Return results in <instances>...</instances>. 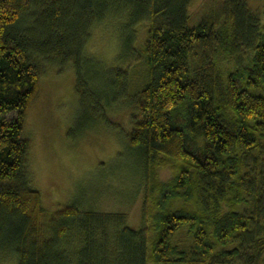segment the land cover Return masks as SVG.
<instances>
[{
	"label": "trees",
	"instance_id": "trees-1",
	"mask_svg": "<svg viewBox=\"0 0 264 264\" xmlns=\"http://www.w3.org/2000/svg\"><path fill=\"white\" fill-rule=\"evenodd\" d=\"M195 1L0 0V251L16 264H263L264 20L250 0H210L197 19ZM112 17L121 50L147 67L134 92L129 67L103 72L107 91L83 74L93 30ZM54 58L77 66L80 124L88 112L109 119L112 90L131 95L127 134L147 171L141 226L76 205L49 215L29 185L25 127Z\"/></svg>",
	"mask_w": 264,
	"mask_h": 264
},
{
	"label": "rangeland",
	"instance_id": "rangeland-1",
	"mask_svg": "<svg viewBox=\"0 0 264 264\" xmlns=\"http://www.w3.org/2000/svg\"><path fill=\"white\" fill-rule=\"evenodd\" d=\"M250 1L264 20V0ZM210 4V0H196L190 7L192 16L199 19ZM120 24V18L112 17L93 30L86 46L91 57L85 62L83 74L89 86L107 91L103 72L107 68L129 67L133 77L131 92H134L147 80V67L140 53L130 58L129 48L121 50L120 34L124 30L120 33ZM147 29L146 22L138 26L133 41L135 48L143 43ZM220 63L222 68H232L235 58L222 59ZM43 65L45 73L39 97L28 112L25 127V135L32 141L27 161L29 185L40 191L49 215L61 206L76 205L82 211L121 212L130 225L141 226L147 171L146 162H142L137 148L131 146L127 134L132 130L135 110L131 95H123L122 90L112 93V90L110 98L119 101L107 106L110 120L100 118L92 123L94 117L88 112V125L80 124L82 108L76 91L75 62L62 63L54 58L47 59ZM160 175L167 179L171 171L161 169ZM180 238L188 240L185 230ZM0 264H16L11 250L0 251Z\"/></svg>",
	"mask_w": 264,
	"mask_h": 264
}]
</instances>
